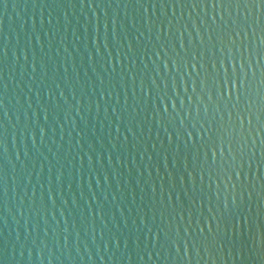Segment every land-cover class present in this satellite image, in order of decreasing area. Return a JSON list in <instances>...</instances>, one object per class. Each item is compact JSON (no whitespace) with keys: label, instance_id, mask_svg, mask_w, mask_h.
Listing matches in <instances>:
<instances>
[{"label":"water","instance_id":"95a60500","mask_svg":"<svg viewBox=\"0 0 264 264\" xmlns=\"http://www.w3.org/2000/svg\"><path fill=\"white\" fill-rule=\"evenodd\" d=\"M0 264H264V0H0Z\"/></svg>","mask_w":264,"mask_h":264},{"label":"snow or ice","instance_id":"6c2138e0","mask_svg":"<svg viewBox=\"0 0 264 264\" xmlns=\"http://www.w3.org/2000/svg\"><path fill=\"white\" fill-rule=\"evenodd\" d=\"M241 68H243V65H241ZM238 79V77H237ZM226 206V205H225ZM241 237L243 236V231L241 230ZM236 233L233 231V241H235ZM227 240V229H225L223 235H220L219 233L217 234V239L215 242L219 243L221 241Z\"/></svg>","mask_w":264,"mask_h":264}]
</instances>
